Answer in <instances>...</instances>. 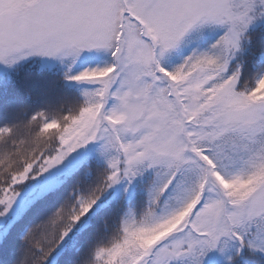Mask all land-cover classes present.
Returning <instances> with one entry per match:
<instances>
[{
	"label": "snow or ice",
	"instance_id": "1",
	"mask_svg": "<svg viewBox=\"0 0 264 264\" xmlns=\"http://www.w3.org/2000/svg\"><path fill=\"white\" fill-rule=\"evenodd\" d=\"M0 264H264V0H0Z\"/></svg>",
	"mask_w": 264,
	"mask_h": 264
}]
</instances>
